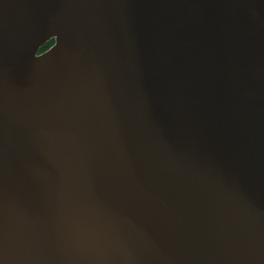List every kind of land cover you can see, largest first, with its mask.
Here are the masks:
<instances>
[{"label": "water", "instance_id": "1", "mask_svg": "<svg viewBox=\"0 0 264 264\" xmlns=\"http://www.w3.org/2000/svg\"><path fill=\"white\" fill-rule=\"evenodd\" d=\"M0 264H264V0H0Z\"/></svg>", "mask_w": 264, "mask_h": 264}, {"label": "trees", "instance_id": "2", "mask_svg": "<svg viewBox=\"0 0 264 264\" xmlns=\"http://www.w3.org/2000/svg\"><path fill=\"white\" fill-rule=\"evenodd\" d=\"M54 44V41L48 42L41 50L40 53L45 52L47 49H49Z\"/></svg>", "mask_w": 264, "mask_h": 264}]
</instances>
